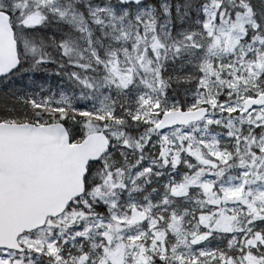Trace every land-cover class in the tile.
Segmentation results:
<instances>
[{"label":"snow or ice","instance_id":"1","mask_svg":"<svg viewBox=\"0 0 264 264\" xmlns=\"http://www.w3.org/2000/svg\"><path fill=\"white\" fill-rule=\"evenodd\" d=\"M0 264H264V0H0Z\"/></svg>","mask_w":264,"mask_h":264}]
</instances>
